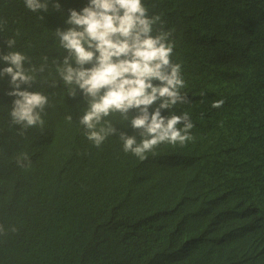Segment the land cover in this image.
Returning <instances> with one entry per match:
<instances>
[{"label":"trees","instance_id":"obj_1","mask_svg":"<svg viewBox=\"0 0 264 264\" xmlns=\"http://www.w3.org/2000/svg\"><path fill=\"white\" fill-rule=\"evenodd\" d=\"M144 1L173 14L176 40L188 46L193 61L217 54L239 57L262 69L256 79L264 86V0ZM85 2L48 0L47 11L32 12L24 0H0V56L19 52L26 57L25 70L32 74L36 69L34 84L48 81L57 89L43 126L32 128L33 159L25 145L6 149L0 143V264H79L82 255L95 248L107 255L106 264H161L168 253L194 238L182 226L162 223L171 208L187 203L199 190L186 151H240L259 134V113L251 106L244 120L221 124L214 138L201 139L193 129L195 139L188 145L163 144L144 160L116 156L120 134L133 136L122 116L107 119L118 127L100 149L94 150L85 139L78 146L65 137L77 130L86 96L79 89L70 95L57 72L65 49L56 31L67 9ZM9 40L15 41L13 48H8ZM7 66L0 61V70ZM4 78L8 77L0 78V122L11 123L12 96ZM185 97L176 112L192 115L198 101ZM136 112L130 110L127 116ZM249 180L248 186L210 184L199 204L182 212L194 231L206 228L207 238L220 245L221 251L211 256L220 264H242L264 253V203H253L256 181ZM233 229L237 234L227 250L221 232ZM150 234L157 236L153 247L139 251L150 243Z\"/></svg>","mask_w":264,"mask_h":264},{"label":"clouds","instance_id":"obj_2","mask_svg":"<svg viewBox=\"0 0 264 264\" xmlns=\"http://www.w3.org/2000/svg\"><path fill=\"white\" fill-rule=\"evenodd\" d=\"M24 4L32 12L48 10V0H24ZM55 7L59 10L60 5ZM176 26L170 11L152 8L144 0H86L67 9L64 24L56 31L65 49L57 72L70 95L79 89L86 97L77 130L64 136L78 146L85 139L91 148L100 149L116 133L107 119L122 116L128 129L134 130L133 136L120 134L122 144L116 156L144 160L163 144L188 145L195 139L193 129L201 139L214 138L221 124L244 120L247 110L255 106L259 134L240 151L201 148L186 152L199 190L162 218L164 225L182 226L194 235L193 242L168 253V264H220L211 257L221 251L220 245L207 238L206 228L194 231L182 212L194 209L210 184L248 186L249 177L256 181L251 190L253 203H264V86L256 79L262 69L223 54L193 61L188 46L176 40ZM14 45V40L7 42L8 48ZM0 61L8 65L0 70V78L8 77L4 84L12 96L11 123L0 122V143L6 149L25 145L33 159L36 138L32 128L43 126L45 112L56 103L57 89L48 81L34 84L36 69L27 72L26 57L19 52L0 56ZM185 95L198 101L192 115L176 112L186 102ZM133 109L137 112L127 116ZM236 234L235 229L221 232L227 250ZM108 261L95 248L83 254L79 264ZM242 264H264V253Z\"/></svg>","mask_w":264,"mask_h":264},{"label":"bare ground","instance_id":"obj_3","mask_svg":"<svg viewBox=\"0 0 264 264\" xmlns=\"http://www.w3.org/2000/svg\"><path fill=\"white\" fill-rule=\"evenodd\" d=\"M48 43H49V44H53V43H55V41H54V40H50V41H48ZM113 127L117 128L118 126H115V125H114ZM130 130H134V129L131 127ZM190 151H191V150H190ZM186 152H187V151H186ZM129 154H130V153H129ZM130 155H131V154H130ZM131 156H132V155H131ZM21 161H22V160H21ZM39 175H40V174H39ZM158 230H159V228H158ZM149 236H150V243H146V244H144V245H141V247L139 248V251H146V250H148L149 247H151V248L153 247L154 242L156 241V240H154V239H155L157 236H156L155 238H153V236H151V234L148 235V237H149ZM160 241H161V240H160ZM151 248H150V249H151ZM136 251H137L136 248H134L133 252L136 253ZM168 258H169V257H167V258L165 259V261H163L161 264H164V263H165V264H168V263H169V261H167ZM217 261H218V260H217ZM167 262H168V263H167Z\"/></svg>","mask_w":264,"mask_h":264}]
</instances>
